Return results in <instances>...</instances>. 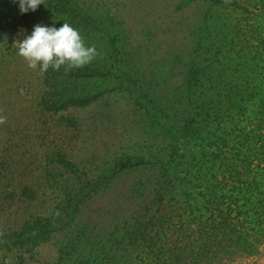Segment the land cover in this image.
Masks as SVG:
<instances>
[{"label":"rangeland","instance_id":"374dc122","mask_svg":"<svg viewBox=\"0 0 264 264\" xmlns=\"http://www.w3.org/2000/svg\"><path fill=\"white\" fill-rule=\"evenodd\" d=\"M63 23L100 55L52 81L27 66L15 41L36 24ZM83 96L89 102L77 105ZM0 115V244L29 227L38 232L20 249L0 245V264H137L136 250L120 248L117 223L129 230L126 220L138 214L136 249L157 264L151 235L181 244L200 226L189 209L159 220V204L148 202L161 183L164 202L174 194L169 211L182 185L195 193L206 176L227 193L234 163L264 170V0H44L26 13L19 0H0ZM182 120L215 136L185 149L192 174L204 169L194 181L158 166L179 160L164 134ZM256 212V224L239 226L247 252L218 264H264L263 206Z\"/></svg>","mask_w":264,"mask_h":264},{"label":"trees","instance_id":"16d2710c","mask_svg":"<svg viewBox=\"0 0 264 264\" xmlns=\"http://www.w3.org/2000/svg\"><path fill=\"white\" fill-rule=\"evenodd\" d=\"M45 76L48 80L55 81L59 76V72L53 71L50 68L45 73ZM191 82L192 81L189 78V83ZM80 100L81 102L79 101L77 105L89 102L90 98L83 96ZM55 103L56 102H53L50 105V109L56 107ZM154 115H161V112H159L157 107L154 108ZM169 120H165L162 123L170 122ZM194 123L195 122L191 120H182V123H179L174 130H169L166 126L167 130L164 137L171 141H176L177 144L174 146L172 155L174 156V159L179 160L174 164V166H172L170 162L164 161L160 162L163 166L158 165L159 167H163L166 172L173 170V173H176V176L177 174L180 176V171L184 170L187 175L186 178L189 181H194L204 169L196 175L192 174V159L189 163L183 159L186 153L185 149L191 143L194 144V142L201 141L202 139H212L215 137L214 134L206 132V126L200 127V129L196 131ZM222 139V136L218 137V141ZM212 142H214V139ZM181 148L183 150L180 153ZM123 155L124 154H121V157ZM194 156L195 155L193 154L192 158ZM157 160L158 158L151 159L150 164L156 163ZM138 162L141 166H143L144 162L142 160H139ZM237 164L238 163L236 162L232 166V170L237 178L236 180H233L227 193H216L214 190L215 187L208 182L206 176H203L198 182L193 184L195 193L192 190V186H181L182 188L180 189L179 198H177L178 203L175 201L174 205H177L169 211H167L168 203L173 201L174 194L166 202H164V199H166L164 191L165 189H168L169 186L168 182L166 184H160L158 190L163 191V194L160 195V192L156 190L152 203L148 202L149 206L153 204V202H157L159 204L154 212L156 213L157 211H160L161 217L159 220H161L167 213L168 214L164 217V220L171 219L173 217H178V219H180L182 211L189 209V215L191 218H197V222L200 226L194 231H185L183 235L189 238L182 241L181 244H174L175 242H172L173 244H166V242L161 243L160 238L158 237L160 235L159 233L154 236L151 235L150 238H155L152 241H157L159 245L158 247L154 246L155 249L152 252L154 258H160L156 261L157 264H218V262L222 259H230L236 255L239 250L247 252L246 246L250 245V240L248 243L244 237L245 233H239V226L242 225L246 228L248 223L250 225L256 224L257 221L253 219V216L257 213L256 210L259 209L260 205L264 208V199L260 200L258 203L253 201L256 197H258V193L263 191L262 186H264V170L259 163L257 165H251L250 162V165L247 164L245 166L246 168L240 172ZM122 165L124 166L123 168H126V164L122 163ZM203 183L206 184V186L201 188ZM85 186L86 185L84 184V189ZM234 206H236V209L233 208ZM68 208L69 214H72L75 210L73 209L72 204H69ZM252 209H255V211H251ZM141 210L142 209L138 211L140 212ZM154 213L153 215H155ZM144 214L146 215L145 209ZM139 217H141L140 214H138V217H135V219L132 218L131 220H126L127 223L134 221L133 223H130L131 229L129 230L127 229L128 225H126L125 222H121L122 225L117 223V226L123 233L121 234V237L123 238L120 237V248L122 250L132 249V252L136 250L134 259L137 264H153L147 261L143 252V245H140L137 249L135 246L136 239L140 238L142 230L141 219H139ZM154 218L157 219L155 216ZM146 221H149L152 225L155 222L149 219ZM148 225L149 224H143V226ZM36 229V227H29L26 229L28 234L19 233L8 236L5 242L0 245L4 246L8 250L20 249L27 240L35 239V236L38 233ZM122 253V255H125L124 252ZM162 258L164 261L161 260Z\"/></svg>","mask_w":264,"mask_h":264},{"label":"clouds","instance_id":"9594fccd","mask_svg":"<svg viewBox=\"0 0 264 264\" xmlns=\"http://www.w3.org/2000/svg\"><path fill=\"white\" fill-rule=\"evenodd\" d=\"M44 0H19V10L26 13L35 11ZM18 55L33 70L38 69L44 75L50 68L65 73L73 69H80L93 62L99 55L95 45H87L80 31L69 23L60 27L36 24L29 35L22 40L15 41ZM7 118L0 115V125L6 123ZM58 214V213H57ZM4 232L0 230V237Z\"/></svg>","mask_w":264,"mask_h":264}]
</instances>
